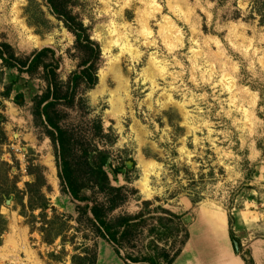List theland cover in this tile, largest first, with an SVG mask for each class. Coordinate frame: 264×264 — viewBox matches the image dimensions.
Here are the masks:
<instances>
[{
    "label": "rangeland",
    "instance_id": "1",
    "mask_svg": "<svg viewBox=\"0 0 264 264\" xmlns=\"http://www.w3.org/2000/svg\"><path fill=\"white\" fill-rule=\"evenodd\" d=\"M75 3L74 14L99 46L97 83L90 89L81 83L75 105L59 103L53 116L76 149L98 144L113 163L122 162L130 171L131 184L119 176L113 185L134 192L112 217L133 215L149 201L148 209L161 206L182 216L189 232L182 250L200 264L221 261L220 256L241 259L260 242L264 259V20L250 12L247 0ZM26 33L51 44L28 49ZM0 43L21 58L51 49L60 59L57 73L63 83L81 70L74 37L51 14L47 0H0ZM45 86L37 75L15 70L0 75V180L6 179L7 188L16 182L22 192L0 208L7 223L0 236V264H70L69 244L63 248L56 240L49 246L30 234L27 216L38 217L39 211L27 210L25 184L36 174L43 177L41 193L55 210L46 215L56 218L52 228L64 223L66 243L77 248L93 243L84 239L86 229H75L77 203L61 191L50 129L32 114L33 100ZM4 87L10 88L7 98L1 95ZM18 94L21 105L15 103ZM98 121L108 135L101 142L94 138ZM205 212L226 217L223 232L208 229ZM94 242L97 263L124 264L110 244Z\"/></svg>",
    "mask_w": 264,
    "mask_h": 264
},
{
    "label": "trees",
    "instance_id": "2",
    "mask_svg": "<svg viewBox=\"0 0 264 264\" xmlns=\"http://www.w3.org/2000/svg\"><path fill=\"white\" fill-rule=\"evenodd\" d=\"M211 1L220 2V0ZM247 1L250 12L264 20V11H261L264 0ZM47 4L51 14L74 37V48L83 57L78 65L81 70L71 73L67 82L63 83L57 73L60 59L55 58V53L51 49L43 48L28 57L21 58L15 55L8 44L0 43V75L3 70H15L19 75L25 74L30 78L41 76L45 82L44 92L39 96L36 95L33 100L32 114L43 121L41 125L45 123L50 129L46 133L56 150L61 191L77 203L75 229H86L89 236L84 235V239L91 237L93 243L88 246L82 242L77 248L71 241L66 243L64 223L61 222L56 228H52L56 218L47 220L46 215L48 210L53 214L55 210L41 193L40 185L43 177L39 174H34L35 180L32 183L25 184V193L28 196L27 210L31 213L39 211L38 217L27 216L29 218L26 223L30 234L37 233L41 242L49 246L56 240L60 241V246L63 248L69 244L74 252L70 264H96L95 239H102L110 244L115 255L124 264H173L189 239L186 222L182 220V216L161 206L148 209L152 204L146 201L141 203L139 212L133 215L119 214L112 217L113 212L127 203L129 193L134 192L127 186L113 185L118 182L119 176L124 177L127 184H131L128 178L130 171L122 162L113 163L110 153L98 144L92 142L88 146H79L76 149L70 133L59 128L53 116V110L59 103H63L66 107L75 105L76 93L81 83H84L87 89L96 85V62L100 50L98 44L90 39L82 21L74 14L75 0H47ZM9 90V87H4L2 97L7 98ZM21 98V94L16 96L17 105L22 104L19 102ZM81 101L80 98L78 102ZM103 132L102 125L98 121L94 138L100 142L101 138H108ZM5 181L4 178L0 180V208L6 200L9 198L14 200L16 195L22 193L16 187V182L7 188L3 186L6 185ZM191 203L194 206L196 202L191 200ZM24 208L26 207L22 206V211ZM20 215L24 216L23 212H20ZM228 218L230 219V214ZM36 219L39 220L38 224L34 222ZM6 225V220L0 213V236L6 232ZM228 233L231 242H234L235 238L231 230ZM144 239L147 241L145 244L142 242ZM241 259L244 264H254L250 252Z\"/></svg>",
    "mask_w": 264,
    "mask_h": 264
},
{
    "label": "crops",
    "instance_id": "3",
    "mask_svg": "<svg viewBox=\"0 0 264 264\" xmlns=\"http://www.w3.org/2000/svg\"><path fill=\"white\" fill-rule=\"evenodd\" d=\"M210 215H214V216H210ZM202 219L204 223L207 225L208 229L212 233H215L216 235L223 232L226 227V217H224L222 214L205 212L202 215ZM214 220L217 221L218 226L214 223ZM260 243L256 245L255 249L254 248L251 249V256L253 258L254 264H264V259H262L263 246H261L262 244ZM221 258H222L221 256L218 258L221 261L213 262L212 264H244L243 261L237 257H235L234 259H221ZM173 264H200V262L198 261V258L194 254L191 255L184 254L182 250L181 254L178 256V258L174 261Z\"/></svg>",
    "mask_w": 264,
    "mask_h": 264
},
{
    "label": "bare ground",
    "instance_id": "4",
    "mask_svg": "<svg viewBox=\"0 0 264 264\" xmlns=\"http://www.w3.org/2000/svg\"><path fill=\"white\" fill-rule=\"evenodd\" d=\"M13 21H14V23L16 25L20 26V28L23 31H26L27 30L21 24V21H19L18 19H15ZM24 44H25L26 47H28V49H36V48H41L42 46L50 45L51 44V39L47 38L44 41H41L37 37H35V36H33V35L29 34V33L28 34L26 33V35L24 36ZM99 83H100V85L103 83V77L100 79V82ZM48 165H51L49 161H48ZM210 216H214V215H210ZM214 223L218 226L217 221L214 220Z\"/></svg>",
    "mask_w": 264,
    "mask_h": 264
},
{
    "label": "water",
    "instance_id": "5",
    "mask_svg": "<svg viewBox=\"0 0 264 264\" xmlns=\"http://www.w3.org/2000/svg\"><path fill=\"white\" fill-rule=\"evenodd\" d=\"M5 204H6V205H9V204H10V200L6 201ZM233 248H234V251H235V252H238L237 244H236V243H233Z\"/></svg>",
    "mask_w": 264,
    "mask_h": 264
},
{
    "label": "built area",
    "instance_id": "6",
    "mask_svg": "<svg viewBox=\"0 0 264 264\" xmlns=\"http://www.w3.org/2000/svg\"><path fill=\"white\" fill-rule=\"evenodd\" d=\"M16 152H18L19 150H15Z\"/></svg>",
    "mask_w": 264,
    "mask_h": 264
}]
</instances>
